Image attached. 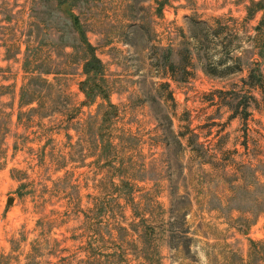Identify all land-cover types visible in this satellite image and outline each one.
I'll return each instance as SVG.
<instances>
[{
	"label": "rangeland",
	"instance_id": "374dc122",
	"mask_svg": "<svg viewBox=\"0 0 264 264\" xmlns=\"http://www.w3.org/2000/svg\"><path fill=\"white\" fill-rule=\"evenodd\" d=\"M253 242L264 0H0V264H250Z\"/></svg>",
	"mask_w": 264,
	"mask_h": 264
},
{
	"label": "trees",
	"instance_id": "16d2710c",
	"mask_svg": "<svg viewBox=\"0 0 264 264\" xmlns=\"http://www.w3.org/2000/svg\"><path fill=\"white\" fill-rule=\"evenodd\" d=\"M172 66L173 64H171V67ZM259 82L260 76H258L255 71H252L248 77L247 83L250 85V87L255 88ZM250 255V264H254L253 261L256 259H260L262 261L260 264H264V242H253ZM27 264H32V262L30 261Z\"/></svg>",
	"mask_w": 264,
	"mask_h": 264
}]
</instances>
